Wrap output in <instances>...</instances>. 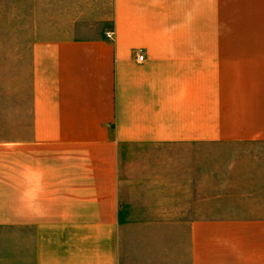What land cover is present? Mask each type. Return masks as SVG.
I'll list each match as a JSON object with an SVG mask.
<instances>
[{
	"label": "crops",
	"instance_id": "0c3cea01",
	"mask_svg": "<svg viewBox=\"0 0 264 264\" xmlns=\"http://www.w3.org/2000/svg\"><path fill=\"white\" fill-rule=\"evenodd\" d=\"M238 3L0 0V264H264V42L232 41Z\"/></svg>",
	"mask_w": 264,
	"mask_h": 264
},
{
	"label": "rangeland",
	"instance_id": "374dc122",
	"mask_svg": "<svg viewBox=\"0 0 264 264\" xmlns=\"http://www.w3.org/2000/svg\"><path fill=\"white\" fill-rule=\"evenodd\" d=\"M235 15L238 20L237 34L232 35L235 42H264V2L263 0H238ZM252 8L249 12V8ZM247 9V11H246ZM230 24V23H229ZM5 16L0 15V43L5 42ZM223 32L228 31L227 25L223 23ZM227 34H223V38ZM5 72L0 67V110L5 108ZM1 112V111H0Z\"/></svg>",
	"mask_w": 264,
	"mask_h": 264
},
{
	"label": "built area",
	"instance_id": "2783aa9c",
	"mask_svg": "<svg viewBox=\"0 0 264 264\" xmlns=\"http://www.w3.org/2000/svg\"><path fill=\"white\" fill-rule=\"evenodd\" d=\"M136 60H137L138 63L143 62V61H144V56H143V54H142V53L137 54V55H136Z\"/></svg>",
	"mask_w": 264,
	"mask_h": 264
}]
</instances>
